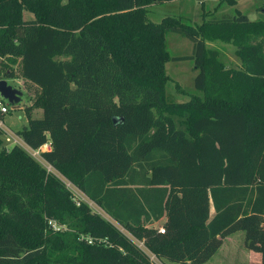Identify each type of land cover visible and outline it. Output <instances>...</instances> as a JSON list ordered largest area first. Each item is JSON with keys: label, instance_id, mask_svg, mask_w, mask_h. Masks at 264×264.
Returning <instances> with one entry per match:
<instances>
[{"label": "trees", "instance_id": "1", "mask_svg": "<svg viewBox=\"0 0 264 264\" xmlns=\"http://www.w3.org/2000/svg\"><path fill=\"white\" fill-rule=\"evenodd\" d=\"M151 1L0 0V78L17 58L41 108L16 133L31 147L49 141L42 157L106 215L0 138V264H149L114 223L180 264H200L240 229L261 258L230 264H264V18L234 8L152 21ZM167 32L190 53L170 55ZM213 39L233 44L238 68L206 47ZM181 59L201 93L175 103L182 113L164 100V64ZM161 216L163 232L145 224Z\"/></svg>", "mask_w": 264, "mask_h": 264}, {"label": "rangeland", "instance_id": "2", "mask_svg": "<svg viewBox=\"0 0 264 264\" xmlns=\"http://www.w3.org/2000/svg\"><path fill=\"white\" fill-rule=\"evenodd\" d=\"M202 5V6H201ZM146 16L152 21H159L165 15H174L196 24L201 21L202 12L208 13L206 17L221 16L230 14L234 8L244 13L248 19L254 20L264 18V0H234L232 4L228 0H152L145 4ZM23 17H31V13L22 10ZM205 45L215 50L216 58L225 68H238L240 61L234 53V46L231 42L213 39L206 40ZM165 46L170 55L189 54L191 42L184 36L175 32H167L165 35ZM16 60L11 64L14 76L6 78L7 83L21 90V96L17 103L9 104V111L3 115V122L9 128L16 131L27 123V115L39 117L41 108L33 104L37 94V87L26 82L19 76V66ZM1 67V64H0ZM167 80L164 86V100L172 103L171 109L174 112H181V108L175 103L184 102L192 95L201 94L193 86V76L196 68L191 59L168 60L164 64ZM28 110V113L26 112ZM0 138L3 144L10 146V138L0 130ZM97 211L105 215L100 207ZM106 216V215H105ZM159 224L157 223L156 226ZM243 231L235 230L228 233L222 239L220 245L206 260L200 264H230L238 261H245L246 248L243 244ZM164 264H176L175 262L163 261ZM180 264V263H177Z\"/></svg>", "mask_w": 264, "mask_h": 264}, {"label": "built area", "instance_id": "3", "mask_svg": "<svg viewBox=\"0 0 264 264\" xmlns=\"http://www.w3.org/2000/svg\"><path fill=\"white\" fill-rule=\"evenodd\" d=\"M9 103L4 96L0 94V130L5 133L9 138L10 145L16 144L20 148H22L27 154H29L32 158H34L37 162H39L46 171H50L57 176H59L65 187L71 192V196L75 203H78L80 200L85 201L93 211H97V207H99L93 200L86 197L73 183H71L66 178H63L56 169L52 167L50 163H48L41 155L42 150H46L50 148V142L45 141L38 147H31L26 142L23 141V139L14 131L13 129L9 128L7 125L3 122V115L9 111ZM104 212V211H103ZM100 214V213H99ZM103 215V214H102ZM105 216V215H103ZM50 222V221H49ZM118 230L127 238L129 239L140 251H142L149 264H164L163 260L159 258L154 252H152L150 249L147 248V246L144 243V240L142 238H137L134 235H132L130 232H128L123 226L119 225L118 223H114ZM50 225L57 229L59 228L56 226L55 223L50 222ZM157 230L159 232L164 231V227L162 225L157 226ZM87 241L90 242L91 238L87 237Z\"/></svg>", "mask_w": 264, "mask_h": 264}, {"label": "water", "instance_id": "4", "mask_svg": "<svg viewBox=\"0 0 264 264\" xmlns=\"http://www.w3.org/2000/svg\"><path fill=\"white\" fill-rule=\"evenodd\" d=\"M0 94L4 96L9 103L13 104L19 101L21 90L7 83L6 79L0 78ZM113 121H115V119H113Z\"/></svg>", "mask_w": 264, "mask_h": 264}, {"label": "crops", "instance_id": "5", "mask_svg": "<svg viewBox=\"0 0 264 264\" xmlns=\"http://www.w3.org/2000/svg\"><path fill=\"white\" fill-rule=\"evenodd\" d=\"M37 90H38V88H37ZM163 220H164V216H161V217H159L158 219H152V218H149L146 222H145V224L146 225H153V226H156V224L158 223L159 225H161L162 224V222H163ZM225 236H223L222 237V239L224 238ZM221 242H222V240H221ZM245 247V246H244ZM246 248V252H245V261H240V262H257V261H259L260 260V258H261V254H260V252L259 251H256V250H253V249H250V248H247V247H245ZM211 256V255H210ZM170 262H174V261H170ZM239 262V261H238ZM176 264L178 263V262H175Z\"/></svg>", "mask_w": 264, "mask_h": 264}]
</instances>
